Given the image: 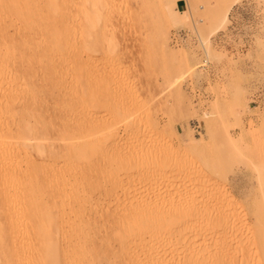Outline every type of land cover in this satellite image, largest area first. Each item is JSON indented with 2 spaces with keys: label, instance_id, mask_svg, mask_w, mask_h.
Returning <instances> with one entry per match:
<instances>
[{
  "label": "rangeland",
  "instance_id": "374dc122",
  "mask_svg": "<svg viewBox=\"0 0 264 264\" xmlns=\"http://www.w3.org/2000/svg\"><path fill=\"white\" fill-rule=\"evenodd\" d=\"M103 1V7H73V122L114 134L94 146L86 165L78 162L83 167L77 165L74 174L92 179L97 189L90 191L87 207L196 206L200 221L189 230L206 234L193 239L200 254L215 252L218 264L220 256L228 259L223 264H264V0H233L225 20L214 15L220 0H184L183 12L176 11L179 0ZM237 8L242 15H235ZM176 33L183 36L174 42ZM167 149L172 160L163 167L155 157ZM113 156L141 157V164L117 169L107 162ZM12 158L0 156V221L13 203L42 200L37 209L50 215L46 228L58 235L52 239L59 252L55 264H62L60 225L69 216H54L51 182L30 186L13 172ZM213 218L221 223L213 226ZM21 221L22 232L37 228L31 216ZM4 238L12 237L0 232ZM11 243L19 255L35 248V242Z\"/></svg>",
  "mask_w": 264,
  "mask_h": 264
},
{
  "label": "bare ground",
  "instance_id": "6f19581e",
  "mask_svg": "<svg viewBox=\"0 0 264 264\" xmlns=\"http://www.w3.org/2000/svg\"><path fill=\"white\" fill-rule=\"evenodd\" d=\"M232 2L220 0L214 15L220 13L219 16L225 20ZM104 4L103 0H0V156L10 154L13 172L19 178L29 180L30 186L51 182V198L45 199L52 201L54 216L60 217L64 213L69 216L60 225L65 241L62 264H218L215 252L210 251L212 254L205 256L202 254L204 249L200 254L194 247L198 240L193 239H202L203 236L189 230L192 223L200 221L201 210L196 206L189 208L188 204V208H182L173 203H167V206L158 203L155 206L148 203L133 205L129 201V206L125 203L127 206L123 205L124 208L118 211L115 209L116 212L109 208L92 211L93 207L91 210L90 206L87 207L90 191L97 189H93L92 179L89 181L83 178L85 175L81 178V175L74 174L77 165L80 168L78 162L83 161V164L87 161L94 146L100 147L114 134L103 129L89 131L84 123L83 126H75L73 122V7H103ZM102 80L104 76L100 82ZM104 83L103 90L107 88ZM41 97L52 100L48 102ZM39 99L42 102H38ZM168 149L155 157L163 167L165 164L167 167L170 160ZM29 151L43 154V158L27 156ZM139 158L113 156L107 162L115 164L117 169H132L138 166ZM41 201L25 198L16 206L7 204L5 210L8 214L0 221V232L12 237L11 241L9 238L0 239V254L5 264H55L58 261V245L52 241L58 235L53 236L47 230L50 215L38 211ZM25 216L33 217L38 224L31 230L33 234L30 230L22 232L21 219ZM218 220L213 218L212 223H221V219ZM206 225L204 230L208 227ZM9 241H13L12 245L35 242V248L27 256L19 255V251L10 250ZM50 247L55 248L52 253L47 250ZM220 261L223 262L221 256Z\"/></svg>",
  "mask_w": 264,
  "mask_h": 264
},
{
  "label": "built area",
  "instance_id": "2783aa9c",
  "mask_svg": "<svg viewBox=\"0 0 264 264\" xmlns=\"http://www.w3.org/2000/svg\"><path fill=\"white\" fill-rule=\"evenodd\" d=\"M262 7L264 8V1H262ZM236 14V16H240V15H242V13H241V11H238V8H237V12H235ZM182 36L183 35H181L180 33H176V35L175 36H173V38H174V42H177L178 40H180L181 38H182ZM207 65V61L206 60H203V62H202V67H205Z\"/></svg>",
  "mask_w": 264,
  "mask_h": 264
},
{
  "label": "crops",
  "instance_id": "0c3cea01",
  "mask_svg": "<svg viewBox=\"0 0 264 264\" xmlns=\"http://www.w3.org/2000/svg\"><path fill=\"white\" fill-rule=\"evenodd\" d=\"M186 10V3L184 0L177 1L176 11L183 12Z\"/></svg>",
  "mask_w": 264,
  "mask_h": 264
}]
</instances>
